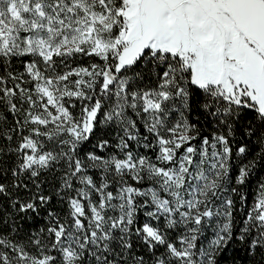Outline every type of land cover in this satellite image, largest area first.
I'll return each instance as SVG.
<instances>
[{
    "label": "snow or ice",
    "instance_id": "1",
    "mask_svg": "<svg viewBox=\"0 0 264 264\" xmlns=\"http://www.w3.org/2000/svg\"><path fill=\"white\" fill-rule=\"evenodd\" d=\"M258 166L264 0H0V264H264Z\"/></svg>",
    "mask_w": 264,
    "mask_h": 264
},
{
    "label": "trees",
    "instance_id": "2",
    "mask_svg": "<svg viewBox=\"0 0 264 264\" xmlns=\"http://www.w3.org/2000/svg\"><path fill=\"white\" fill-rule=\"evenodd\" d=\"M253 143H256V141L253 140ZM253 154H255V152H253ZM261 181H264V167L258 166L254 170V174L250 177L249 183L247 185L241 187V191L243 193H245L248 197V199H247V205L248 206H251V204L254 202L256 195H257V186ZM237 207L239 208V205H237ZM244 210L246 211L247 207ZM238 218H239V216H238ZM211 233H212V227H208L206 229L205 235L210 236ZM234 255L238 258L237 264H240V260L243 259L245 254L242 251L236 252V253L229 251L227 253V256L229 257V259L226 261V264H232L231 258Z\"/></svg>",
    "mask_w": 264,
    "mask_h": 264
}]
</instances>
